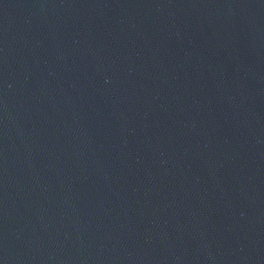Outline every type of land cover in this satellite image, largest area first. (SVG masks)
<instances>
[{"label": "water", "instance_id": "obj_1", "mask_svg": "<svg viewBox=\"0 0 264 264\" xmlns=\"http://www.w3.org/2000/svg\"><path fill=\"white\" fill-rule=\"evenodd\" d=\"M0 264H264V0H0Z\"/></svg>", "mask_w": 264, "mask_h": 264}]
</instances>
